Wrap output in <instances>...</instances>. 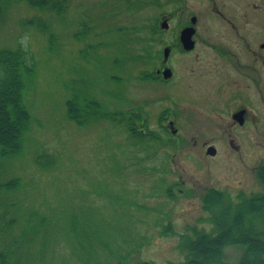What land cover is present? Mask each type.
I'll use <instances>...</instances> for the list:
<instances>
[{"label": "rangeland", "instance_id": "obj_1", "mask_svg": "<svg viewBox=\"0 0 264 264\" xmlns=\"http://www.w3.org/2000/svg\"><path fill=\"white\" fill-rule=\"evenodd\" d=\"M156 1L60 0L59 8L0 1V49L22 48L34 63L33 75H24L29 127L18 152L0 153V214L18 218L9 230L14 236L39 229L44 264H80L79 243L91 245L103 264H117L108 256L109 247L132 256L138 242L143 243L141 252L129 264L179 262L185 251L182 236H189L190 228L217 232L213 213L204 208L207 193L223 192L233 205L241 194L264 193L258 178L264 139L236 140L241 150L227 140L210 139L217 149L213 157L202 145L205 140L188 137L197 132L191 121H204L192 105L216 106L210 91L187 93L183 85L180 96L169 92L165 97V87L146 81L151 66L136 61L149 48L160 49V36L151 47L147 44L151 22L163 14ZM83 84L113 120L109 114L84 125L69 119L67 103L73 100V88ZM167 95L193 102L182 107L184 134L170 147L157 122L165 110L160 100ZM129 111L136 116L151 112L147 126L153 135L135 139ZM73 219L82 227L89 222L88 231H96L90 244L84 237L76 240ZM245 248L226 247L224 260L237 264Z\"/></svg>", "mask_w": 264, "mask_h": 264}, {"label": "flooded vegetation", "instance_id": "obj_2", "mask_svg": "<svg viewBox=\"0 0 264 264\" xmlns=\"http://www.w3.org/2000/svg\"><path fill=\"white\" fill-rule=\"evenodd\" d=\"M156 2L163 14L151 22L147 44L151 47L160 36L156 41L160 49L136 61L145 66L149 62L146 81L165 87V97L169 92L180 96L184 86L187 93L209 90L216 105L198 107L167 95L166 101L160 100L165 104L157 121L161 137L173 144L180 139L185 123L182 107L192 105L204 121H191L197 132L188 137L205 140L207 150L214 147L210 139L227 140L235 150H241L236 140L264 139V0H196V6L187 0ZM185 31L191 33L188 44L183 41ZM132 112V136L139 140L153 135L148 128L151 112L144 116Z\"/></svg>", "mask_w": 264, "mask_h": 264}, {"label": "trees", "instance_id": "obj_3", "mask_svg": "<svg viewBox=\"0 0 264 264\" xmlns=\"http://www.w3.org/2000/svg\"><path fill=\"white\" fill-rule=\"evenodd\" d=\"M28 3L33 7L42 8L50 4L51 8H59L62 4L60 0H28ZM149 50L152 51V48ZM33 70L34 63L24 49H0V153L2 156L18 152L22 145V136L29 127L30 116L23 102V91L26 87L24 75H33ZM84 85L73 88L75 89L73 100L67 103L68 117L77 125H84L91 119H102V115H110L97 100V96L89 93L91 88ZM110 116L113 120V115ZM164 144L168 147L172 145L166 141ZM258 178L264 186V165L258 168ZM237 199V203L233 205L225 198L223 192L213 189L207 193L204 197V208L214 215L212 222L216 225V234L200 231L195 227L190 228L191 234L182 236L185 244H183L185 250L183 259L168 264H230L224 260L223 253L226 247L232 245L246 247L243 257L237 264H264V193L253 194L250 197L241 194ZM6 216L8 217L7 212L0 214L2 238L0 264H44L45 248L38 242L39 229H23L14 236L9 230L17 225L18 218L11 216L8 219ZM227 220L230 221L229 225ZM44 222L45 220L42 223ZM90 227L89 222L86 227H82L81 224H75L74 219L72 220L71 229L75 233L76 240L84 237L90 244V236H95L96 232L90 233L87 229ZM142 247L143 243L138 242L132 256H122L115 253L110 246L108 256L111 260L115 257L117 264H129L131 261H136ZM77 252L81 257L80 264H103L96 257L91 245L87 247L79 243ZM142 264L153 263L145 261Z\"/></svg>", "mask_w": 264, "mask_h": 264}, {"label": "water", "instance_id": "obj_4", "mask_svg": "<svg viewBox=\"0 0 264 264\" xmlns=\"http://www.w3.org/2000/svg\"><path fill=\"white\" fill-rule=\"evenodd\" d=\"M188 31L187 32L185 31L183 33V41H184L185 44H188L189 41H190V38H191V33H189ZM207 153L210 154V155H212V156L216 155V153H217L216 148L215 147L208 148Z\"/></svg>", "mask_w": 264, "mask_h": 264}]
</instances>
